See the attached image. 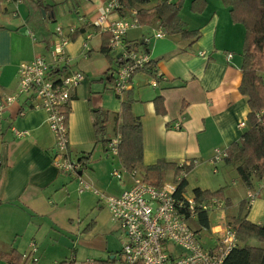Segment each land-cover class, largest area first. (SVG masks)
Listing matches in <instances>:
<instances>
[{"label":"crops","instance_id":"obj_1","mask_svg":"<svg viewBox=\"0 0 264 264\" xmlns=\"http://www.w3.org/2000/svg\"><path fill=\"white\" fill-rule=\"evenodd\" d=\"M106 1L44 0L43 4L52 6L48 10L55 14L64 7L60 17L69 19L64 27H52L49 22L57 18L46 17L43 11L41 17L33 15L27 19L28 11L22 2L4 0L1 6L0 98L16 92L20 64L36 57L54 64L50 41L58 27L69 40L63 68L84 75L73 92L66 116L68 153L80 164L75 174H63L54 166L55 140L43 110L31 109L20 98L0 115V253L14 250L21 256L29 252L31 245L36 246L33 257L37 260L34 262L31 255L26 261L21 257L22 264H59L71 258L106 261L119 255L121 249L115 251L112 241L121 239V231L93 191L119 196L133 181L125 172L120 180L112 176L113 169L121 165L98 139L95 124L99 117L96 112H106L109 122L104 139L116 137L121 102L127 92L133 99L131 114L142 129L143 167L160 160L178 167L191 164L192 170L185 176L184 198L188 201H193L194 189L213 193L227 186L224 201L212 199L217 203L207 211V244L201 243L203 228L194 222L196 218L190 221L199 228L194 230L205 249L215 246L219 236L215 232L226 226L227 218L238 215L242 203V216L247 221L264 223V196L258 182L248 189L236 172L225 176V185L209 176L212 167L217 173V167L223 164L211 162L213 151H225L248 129V97L239 90L243 26L231 21L229 10L220 0H204L201 12L191 10L194 0H148L146 9L161 2L181 1L180 20L187 30L200 35L193 42L168 36L156 20L128 30L125 42L140 43L134 49L146 55L153 65L154 77L143 71L134 72L126 92L117 96L111 81L118 68L117 58L102 52L104 30L92 24ZM21 6L26 10H21ZM129 15L130 12L121 17L117 11H110L106 18L111 22ZM80 30L78 35L73 34ZM160 31L163 36L157 38ZM242 122L246 124L244 129L238 128ZM137 170L142 174L141 169ZM78 177L90 189L79 193ZM169 177L173 182L170 170L163 185L174 186ZM251 192L257 196L248 203ZM209 211L214 215L210 217ZM53 240L56 245H51ZM250 244L259 246L255 241ZM50 248L54 261L46 256ZM78 253L82 259L77 258ZM0 264L8 262L0 260Z\"/></svg>","mask_w":264,"mask_h":264},{"label":"built area","instance_id":"obj_2","mask_svg":"<svg viewBox=\"0 0 264 264\" xmlns=\"http://www.w3.org/2000/svg\"><path fill=\"white\" fill-rule=\"evenodd\" d=\"M117 8V0H107L92 24L110 35V51L123 63L118 66L113 83L114 92L121 96L134 72L142 69L149 61L144 53L133 50L131 45L125 42L127 31L137 26L135 11H130L128 18L107 22V14ZM162 36L161 31L156 34L157 38ZM68 43V38L58 27L50 41L53 65L42 57L19 65L16 92L0 98V115L20 98H24L26 106L31 109L43 110L55 140L52 162L61 173L75 174L80 169V164L72 160L68 153L66 110L70 107L73 92L83 81L84 75L82 72H68L63 68ZM151 84L153 87L157 85L155 80ZM245 127L244 122L238 125L240 129ZM19 135L21 133L17 134ZM119 140V136H116L107 145L109 153L117 158ZM225 157V151L215 149L211 162H220ZM124 172L133 182L121 195L108 196L93 191L121 231L122 248L119 255L106 261H77L71 258L67 264H222L228 253L238 245L235 230L223 226L215 232L219 234L215 246L205 249L200 244L198 233L189 224L190 220L196 217V207L208 211L217 202L195 205L193 201L186 200L184 195L183 200H178L173 196L175 186L163 185L157 188L144 182L136 169L127 172L121 166L113 169L112 176L120 180ZM258 183L259 191L264 195V179ZM87 189L90 187L78 177V192L82 193ZM256 196L255 193H249L248 203ZM187 215L189 219L186 218ZM21 257L26 261L29 254H23ZM32 260L36 261L34 258Z\"/></svg>","mask_w":264,"mask_h":264},{"label":"trees","instance_id":"obj_3","mask_svg":"<svg viewBox=\"0 0 264 264\" xmlns=\"http://www.w3.org/2000/svg\"><path fill=\"white\" fill-rule=\"evenodd\" d=\"M12 2H22L27 11L28 18L35 15L41 17V12L53 17V10H48L43 4L44 0H11ZM225 8L229 10L230 19L234 24L243 26L244 44L241 65V83L240 93L248 97L249 113L247 116L248 129L242 134L240 139L232 143L226 150V157L223 163L235 170L239 180L243 185L250 189L254 182L264 179V0H220ZM2 0H0L1 4ZM118 8L116 11L121 17L128 15L133 10L136 12L137 25L145 26L153 20L159 22V26L168 36H179L182 40L193 42L199 38L198 31H189L180 20L178 13L181 9V1L176 3L161 2L153 8L146 9L148 0H117ZM204 0H194L191 4V10L201 12L204 7ZM80 31L73 34L78 35ZM109 34H102V52L112 54L110 51ZM130 47L135 50L140 43L131 44ZM137 45V46H136ZM135 48V49H134ZM147 49L145 50V53ZM117 59V65L121 66ZM153 65L148 62L142 69L137 70L146 72L149 75L152 72ZM113 72L111 81L115 80ZM126 92V91H125ZM124 92V93H125ZM133 99L131 93L127 92L121 102L119 113V122L116 126V135L119 136L118 159L124 170L141 169L142 179L157 188H161L166 181V172H173V183L175 186L174 197L183 200L187 186L185 176L192 170V165L177 166L163 160L158 161L152 166L143 167V143L142 129L140 122L131 114V105ZM70 108L66 110V116ZM99 116L96 120L95 129L98 139L106 146L109 141L104 139V130L109 122L108 114L98 111ZM224 188L213 193L209 191L193 190V203L195 205L210 204L212 199L224 201ZM227 202V200H225ZM236 217L226 219V226L233 228L236 232L238 245L234 247L225 257L222 264H264V223L255 224L247 221L243 216L242 203ZM196 220L199 227L208 229V212L195 208ZM185 212V211H183ZM189 219V215L186 216ZM191 221V220H190ZM251 241L259 244L253 246ZM0 260L8 264H22L21 256L14 250L8 253H0ZM59 264H67V261Z\"/></svg>","mask_w":264,"mask_h":264},{"label":"rangeland","instance_id":"obj_4","mask_svg":"<svg viewBox=\"0 0 264 264\" xmlns=\"http://www.w3.org/2000/svg\"><path fill=\"white\" fill-rule=\"evenodd\" d=\"M20 2V1H19ZM19 2H18V4H19ZM4 3V0H2V2H1V4H0V10H1V6H2V4ZM67 5H69V8L71 9V5L68 3ZM67 5H65V6H67ZM7 7V6H6ZM68 7V6H67ZM58 8V7H57ZM64 9V7L63 8H58L55 12H56V14L54 13V17L55 18H57V20L56 21H54V22H49L50 23V25L52 26V27H54V26H61V27H64V25L63 24H65L66 22H68V16H63V17H60L61 16V12H62V10ZM21 10H26L25 9V7L24 6H21ZM72 10V9H71ZM68 13H66V15H67ZM65 15V14H64ZM56 26V27H57ZM55 27V28H56ZM215 163H217V162H215ZM230 166H226V165H224V163L223 164H221V165H219L218 167H217V169H218V172L217 173H213V167L210 169V171H209V176L212 178V179H214V181H222V183H223V181H224V178H225V176H228V175H230V173L232 172V173H235V170L234 169H232V167H230ZM235 175H236V173H235ZM235 177V176H234ZM237 179V178H236ZM168 180H169V182H170V184H173V182H171V178L169 177L168 178ZM224 182H228V180H226V181H224ZM221 183V184H222ZM222 185H225L224 183L222 184ZM224 188V191L226 190V188H227V186H224L223 187ZM264 196V195H263ZM210 212V211H209ZM213 211H211L210 213H209V215H210V217L211 216H213L214 214L212 213ZM190 224V226L192 227V229H199L197 226H195L194 224H192V222H190L189 223ZM208 235H209V232L207 231V230H202L201 231V243H203V245L204 244H207L206 243V240L208 239ZM115 238V237H114ZM120 238H121V235H120ZM120 240H121V243H120ZM120 240H118V239H114L113 241H112V246L115 248V251L116 250H120L121 248H122V238L120 239ZM51 245H56V243H55V241L53 240L52 241V244ZM70 248V247H69ZM65 250H67L68 251V254H67V256L69 255V250L67 249V248H65ZM36 252V246H34L33 248L31 247L30 248V250H29V252H25L24 253V255H26V254H29V258H30V255L33 257V255H34V253ZM31 253H33V254H31ZM23 255V254H22ZM79 255H80V253H78L77 254V258H79V259H82V258H80L79 257ZM47 258L48 259H50L51 261H54L53 260V248H50L49 250H48V252H47ZM34 258V257H33ZM35 259V258H34ZM35 260H37V258L35 259Z\"/></svg>","mask_w":264,"mask_h":264}]
</instances>
